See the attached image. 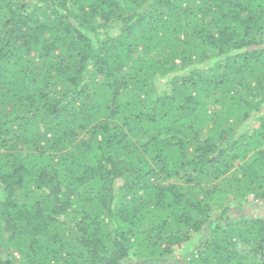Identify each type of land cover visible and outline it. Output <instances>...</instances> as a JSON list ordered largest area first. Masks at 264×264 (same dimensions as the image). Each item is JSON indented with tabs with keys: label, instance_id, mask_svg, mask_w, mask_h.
Returning a JSON list of instances; mask_svg holds the SVG:
<instances>
[{
	"label": "trees",
	"instance_id": "obj_1",
	"mask_svg": "<svg viewBox=\"0 0 264 264\" xmlns=\"http://www.w3.org/2000/svg\"><path fill=\"white\" fill-rule=\"evenodd\" d=\"M0 264H264V0H0Z\"/></svg>",
	"mask_w": 264,
	"mask_h": 264
},
{
	"label": "rangeland",
	"instance_id": "obj_2",
	"mask_svg": "<svg viewBox=\"0 0 264 264\" xmlns=\"http://www.w3.org/2000/svg\"><path fill=\"white\" fill-rule=\"evenodd\" d=\"M257 210V209H256ZM241 212V214L243 213V209L240 211Z\"/></svg>",
	"mask_w": 264,
	"mask_h": 264
}]
</instances>
